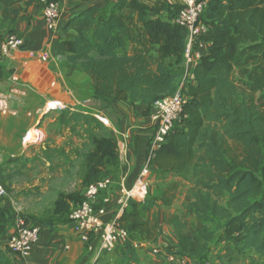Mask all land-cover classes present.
<instances>
[{
    "label": "trees",
    "instance_id": "16d2710c",
    "mask_svg": "<svg viewBox=\"0 0 264 264\" xmlns=\"http://www.w3.org/2000/svg\"><path fill=\"white\" fill-rule=\"evenodd\" d=\"M206 1L200 21L207 31L197 43H208L209 53L193 69L181 118L150 161L159 174L191 175L186 194L192 202L184 207L193 210L198 222L192 226L185 217L169 215L165 223L178 226V251L167 252L206 264L217 241L208 223L217 219L220 239L238 254L250 253L252 264H264V0ZM33 6L36 0H0V22L30 19ZM180 9L143 0L87 6L61 29L56 54L91 78L95 100L144 102L151 114L154 103L175 92L184 73L188 31L174 23ZM59 121L63 129L85 127L91 138L83 184L88 187L105 176L116 180L121 161L112 131L81 110L64 109ZM179 193L176 181L160 195L130 199L117 221L128 235L115 251L120 264H140L135 244L156 241L162 232L156 210L173 206ZM61 205L62 200L58 212ZM11 220L10 212L0 208V240ZM0 264H13L3 246Z\"/></svg>",
    "mask_w": 264,
    "mask_h": 264
},
{
    "label": "crops",
    "instance_id": "0c3cea01",
    "mask_svg": "<svg viewBox=\"0 0 264 264\" xmlns=\"http://www.w3.org/2000/svg\"><path fill=\"white\" fill-rule=\"evenodd\" d=\"M108 1L115 0H89L85 3L67 0L62 4V16L54 31L48 29L43 14L37 6L29 9L30 19L22 17L14 24L0 22V44L11 31L21 33L28 43L26 49L14 52L12 57L3 63L4 66L0 65L4 71V77L0 80V145L4 146V140L8 137L12 141L11 146H20L21 138L19 137L24 135L22 146H26L27 137L30 142L34 140L31 135L28 136V133L32 130L36 131L37 126L45 120L51 108L46 104L56 103L59 108L64 109L63 102H71L72 99L82 107H86V103L91 101L96 102L99 110H93L94 112L108 118L116 129L131 134L132 144L128 151L129 164L126 165L121 161L120 174L116 180L114 179L115 186L103 194V199L107 200L105 203L102 202L106 210L103 217L105 223L117 222L118 217L121 216L119 215L120 201L123 194L120 182L123 181L128 190L137 185V179L147 157L149 141L154 136V122L148 112V105L144 102L104 103L95 100L91 78L80 69L69 65L64 58L57 56L55 44L59 40L61 29L72 16L87 6L104 8ZM159 1L179 6L183 3V0H143L147 5H154ZM209 46L206 42H202L199 46V51L203 56L208 55ZM11 68L15 69L13 75L9 74ZM24 73L27 79L35 84L39 83L40 91H45V93L40 94L30 82L25 81L21 77ZM58 94L65 101L60 102ZM52 101L56 102L52 103ZM112 134L114 135V132ZM177 201L169 208L163 206L157 208V218L159 224L162 225V232L156 241L139 243L140 264H167L163 262V252L178 251L176 232L178 226L165 223L169 215L176 214L184 217L185 212L182 213L180 207H177ZM182 203L184 207L189 202L185 199ZM191 216V223L196 224L198 220L193 210H191ZM186 232L191 234L190 230ZM12 233L13 225L8 226L5 235L0 240V246L8 244ZM123 245L124 243L117 245L116 249L105 248L102 246L99 235H92L89 243L84 242L78 236L75 224L71 221L55 229L42 226L40 239L34 245L25 264H120L115 251ZM217 252L219 251H211L210 255ZM225 253L224 251V256ZM207 264H213L210 257ZM214 264L228 263L217 261Z\"/></svg>",
    "mask_w": 264,
    "mask_h": 264
},
{
    "label": "rangeland",
    "instance_id": "374dc122",
    "mask_svg": "<svg viewBox=\"0 0 264 264\" xmlns=\"http://www.w3.org/2000/svg\"><path fill=\"white\" fill-rule=\"evenodd\" d=\"M14 73L15 69L11 68L9 74ZM21 77L30 82L40 94L45 93V91H40L39 83L35 84L27 79L25 73ZM57 97L60 102L65 101L59 94ZM63 104L65 110H81L87 114L94 112L93 110H99L94 101L86 103V107L80 106L74 99L71 102H63ZM46 106L51 108L45 120L37 126L36 131L32 130L28 133V136L31 135L34 140L30 142L27 137V145L22 146V136H24L22 135L19 137L21 138L20 146L13 147L11 139L5 137L4 146L0 145V183H4L10 189L2 203L13 218L9 226L14 225L17 216H21L40 226L58 228L70 221L72 209L81 202L84 194L86 187L83 184L86 174L85 157L92 150L91 138L86 128L81 125L75 131L63 129L59 121L63 109L59 108L56 103H47ZM102 131L96 133L101 134ZM5 132L11 133L12 131ZM34 141L36 143H32ZM107 172L115 174L116 177L115 169L109 168ZM144 180L149 183L147 198L160 195L164 189L178 181L180 193L177 207H180L182 213L185 212L184 217L191 223V210L188 211L182 203L185 199L189 203L192 202L186 194L191 185L190 174L166 175L159 174L153 169ZM135 194L138 193L135 192ZM60 200L65 205H61L58 212L57 202ZM218 224L217 219L208 223L209 229L215 231L217 237V241L212 243V252L219 251L209 256L213 264L217 261L228 264H252L250 253L238 254L231 249L225 239L219 238L221 231L217 228ZM191 225L194 226L195 222ZM209 257L207 263H209ZM186 264H195V262L188 260Z\"/></svg>",
    "mask_w": 264,
    "mask_h": 264
},
{
    "label": "built area",
    "instance_id": "2783aa9c",
    "mask_svg": "<svg viewBox=\"0 0 264 264\" xmlns=\"http://www.w3.org/2000/svg\"><path fill=\"white\" fill-rule=\"evenodd\" d=\"M66 1L36 0L37 7L41 10L49 30L54 31L57 29L62 16V4ZM206 7V0H183L181 9L178 11L174 23L188 31L184 73L177 83L175 92L158 100L152 106L150 116L154 122L155 132L148 144V152L150 154L146 157L137 179V185L133 189L128 190L124 182H120L123 194V198L120 201L119 215L121 214V216L124 209L128 207L130 199L144 201L148 196L149 183L144 179L149 176L152 170L150 166L152 155L165 144L167 135L182 116L187 103L186 88L194 83L193 69L203 57L199 51L201 43H197V39L207 31V27L200 21ZM27 46V40L21 33H10L0 44V65L10 59L14 52L22 51ZM88 114L97 118L105 127L114 132L118 140L120 161L128 165V151L132 144L131 134L116 129L108 118L98 112ZM114 186L115 180L112 176L101 178L85 188L83 200L72 209L70 221L75 224L76 232L82 241L89 243L92 235H99L102 246L108 249H116L117 245L125 244L128 241L127 233L118 226L117 222H104L103 217L106 214V210L103 206L98 207L101 203L102 194L108 192ZM138 187H140L139 190H142V192L135 194L134 190ZM7 196V190L0 183V208H4L2 203ZM106 201V199H103L104 203ZM41 230L42 226L38 223L29 222L21 216L16 217L13 233L8 239V244L3 246V248L8 250L13 264L26 263V259L31 255L34 245L40 239ZM138 245V243L135 244V247L138 248ZM163 262L167 264H186L187 260L184 257L164 251Z\"/></svg>",
    "mask_w": 264,
    "mask_h": 264
},
{
    "label": "bare ground",
    "instance_id": "6f19581e",
    "mask_svg": "<svg viewBox=\"0 0 264 264\" xmlns=\"http://www.w3.org/2000/svg\"><path fill=\"white\" fill-rule=\"evenodd\" d=\"M140 191H142V190H138V188H136L135 190H134V193L136 192V193H140Z\"/></svg>",
    "mask_w": 264,
    "mask_h": 264
}]
</instances>
